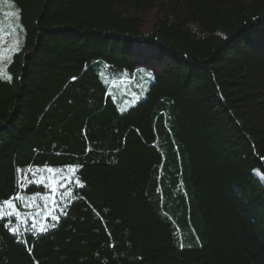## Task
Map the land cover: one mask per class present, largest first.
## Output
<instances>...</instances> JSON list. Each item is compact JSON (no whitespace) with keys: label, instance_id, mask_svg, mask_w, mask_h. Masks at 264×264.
Instances as JSON below:
<instances>
[{"label":"trees","instance_id":"obj_1","mask_svg":"<svg viewBox=\"0 0 264 264\" xmlns=\"http://www.w3.org/2000/svg\"><path fill=\"white\" fill-rule=\"evenodd\" d=\"M11 1L0 204L24 167L75 180L46 231L0 215V264H264V0ZM142 48L168 62L121 110Z\"/></svg>","mask_w":264,"mask_h":264},{"label":"rangeland","instance_id":"obj_2","mask_svg":"<svg viewBox=\"0 0 264 264\" xmlns=\"http://www.w3.org/2000/svg\"><path fill=\"white\" fill-rule=\"evenodd\" d=\"M144 30L151 28L154 20V11L146 16ZM23 44V25L19 18V9L11 0H0V76L10 75L8 64L14 53L19 51ZM142 56L135 64L134 78L119 77L108 80L110 93L114 97L118 108L125 110L140 100L147 88L145 74L157 73L166 65L168 58L154 48H142ZM106 78V77H105ZM125 104L123 107L121 105ZM51 169V171H49ZM22 182L34 189L22 190L10 201L9 208L4 202L0 204V213L12 212L10 227L17 231L40 230L45 227L46 218L51 216L55 209V202H60L67 195V186L75 180L73 167L34 166L20 169ZM37 181H43L38 183ZM3 216V215H2Z\"/></svg>","mask_w":264,"mask_h":264},{"label":"snow or ice","instance_id":"obj_3","mask_svg":"<svg viewBox=\"0 0 264 264\" xmlns=\"http://www.w3.org/2000/svg\"><path fill=\"white\" fill-rule=\"evenodd\" d=\"M146 75H148V76H152V72H147L146 73ZM4 79H7L8 81H11V79H12V77L10 76V75H8V76H5V77H3ZM19 171V170H18ZM49 171H51V169H49ZM38 183H42L43 181H37ZM79 183V182H78ZM82 186V185H81ZM17 198H19V197H17ZM4 203L6 204V205H8V207L9 208H12L13 207V205L11 204V202L10 201H4ZM0 215H3V216H11V215H14V213H12V212H6V213H0ZM53 219H57V217H55V216H53L52 217ZM41 231H46V228H44L43 226L41 227V229H40ZM13 231H15V229L13 230Z\"/></svg>","mask_w":264,"mask_h":264},{"label":"bare ground","instance_id":"obj_4","mask_svg":"<svg viewBox=\"0 0 264 264\" xmlns=\"http://www.w3.org/2000/svg\"><path fill=\"white\" fill-rule=\"evenodd\" d=\"M125 104L121 105L122 107L124 106Z\"/></svg>","mask_w":264,"mask_h":264}]
</instances>
